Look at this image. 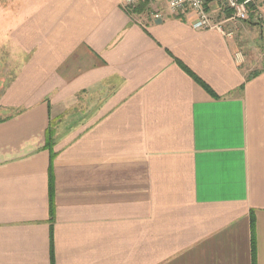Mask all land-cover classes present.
<instances>
[{
  "label": "crops",
  "instance_id": "obj_1",
  "mask_svg": "<svg viewBox=\"0 0 264 264\" xmlns=\"http://www.w3.org/2000/svg\"><path fill=\"white\" fill-rule=\"evenodd\" d=\"M121 2H0V264H264V58Z\"/></svg>",
  "mask_w": 264,
  "mask_h": 264
},
{
  "label": "built area",
  "instance_id": "obj_2",
  "mask_svg": "<svg viewBox=\"0 0 264 264\" xmlns=\"http://www.w3.org/2000/svg\"><path fill=\"white\" fill-rule=\"evenodd\" d=\"M164 1L166 10L174 15L181 12H193L195 20L192 27L199 31H206L216 29L224 36L230 37L232 31H224L220 23L211 21L206 8L207 3L213 1L216 3L220 11H229L230 16L227 20L235 23L242 22L248 18L249 7L255 6L256 0H122V6L126 10H135L141 4H148L152 10L155 11L153 17L155 19H162V14L157 11V3ZM256 19H261V15L255 11Z\"/></svg>",
  "mask_w": 264,
  "mask_h": 264
},
{
  "label": "rangeland",
  "instance_id": "obj_3",
  "mask_svg": "<svg viewBox=\"0 0 264 264\" xmlns=\"http://www.w3.org/2000/svg\"><path fill=\"white\" fill-rule=\"evenodd\" d=\"M5 1V0H4ZM3 2V0H0ZM261 19H256L254 14L253 18L247 19L242 22H235L231 24V30L237 32L240 36V46L242 47L241 55L248 56L252 60H262L264 58V31H262V24H264V12L259 11ZM257 22V23H255ZM230 24V23H229ZM254 26H257L254 28ZM5 27V21H0V35L3 34ZM263 35V36H262ZM14 55L6 43L0 45V94L3 90L4 85L15 73L16 62L13 61Z\"/></svg>",
  "mask_w": 264,
  "mask_h": 264
},
{
  "label": "trees",
  "instance_id": "obj_4",
  "mask_svg": "<svg viewBox=\"0 0 264 264\" xmlns=\"http://www.w3.org/2000/svg\"><path fill=\"white\" fill-rule=\"evenodd\" d=\"M148 8V4L146 3H144V4H141V5H139L135 10H134V12L135 13H141V12H143V11H145L146 9ZM228 13H227V16L226 17H229L230 16V12L229 11H227ZM254 14H255V8L253 7V6H250L249 7V14H248V18L247 19H250V21H251V19L253 18V16H254ZM247 19H245V20H247ZM244 20V21H245ZM183 67V66H182ZM184 68V67H183ZM185 70H186V68H184ZM187 71V70H186ZM195 78V80L196 81H198V79L196 78V77H194ZM248 79V78H247ZM50 132H51V130L48 128V131H47V137H46V142H45V148L46 149H48L49 150V152H50V164H49V169H50V171H51V166H52V161H53V159H54V157H55V152L53 151V149H52V147H53V142L51 141V139H50V137H49V135H50ZM50 204H51V202H50ZM52 206H50V211L52 212Z\"/></svg>",
  "mask_w": 264,
  "mask_h": 264
}]
</instances>
